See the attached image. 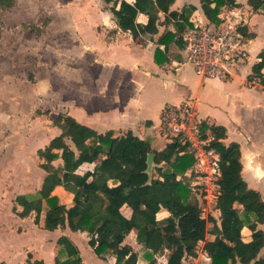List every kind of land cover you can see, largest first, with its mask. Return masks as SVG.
<instances>
[{"label": "trees", "instance_id": "trees-1", "mask_svg": "<svg viewBox=\"0 0 264 264\" xmlns=\"http://www.w3.org/2000/svg\"><path fill=\"white\" fill-rule=\"evenodd\" d=\"M17 1L0 0V8H11ZM104 1L110 5L119 27L130 31L137 40L158 34L163 24H193L191 16L196 10L193 5L181 12L171 10L176 0H136L135 4L126 0ZM200 2L207 19L215 24L219 23L222 7L237 4V0ZM248 2L254 10H264L262 0ZM158 11L166 14L164 20ZM141 13L148 17L146 23L137 20ZM239 32L248 35L245 26ZM177 37L176 32L169 30L159 37L158 44H164L165 50L156 48L157 64L169 60L164 53L173 41L183 44V37ZM259 59L248 78L264 86V50ZM54 122L61 133L38 150L43 159L41 167L46 172L42 185L36 195L20 194L16 198L22 209L15 210L21 218L35 214L34 220L39 224L44 213L47 230L68 226L73 232H84L96 255L104 260L115 258V264L138 263L139 251L125 242L131 232L135 233L148 264H158V256L166 251L171 252L167 264H182L184 257L198 255L201 242L211 264H264V229L259 227L264 224V198L244 179L241 147L237 142H225V126L204 124L200 128L211 132L213 138L206 148L219 156L218 222L215 217L203 216L200 201L190 187L186 173L197 158L191 144L181 136L157 150L150 140L141 139L132 131L121 136H115L112 130L99 133L67 113H59ZM103 152H107V157L93 171L78 173L83 163L97 162ZM149 154H154V171L158 173L152 179L147 172ZM59 159L62 162L55 164ZM58 186L73 194L72 205L67 206L53 194ZM123 205L132 209L130 218L120 211ZM162 207L169 215L158 219ZM209 221L213 224L211 230ZM245 227L251 231L249 241L243 236ZM208 234L214 235V239H207ZM57 242L60 246L57 264H85L79 247L70 237L62 235ZM30 255L28 264H45L43 260L31 261Z\"/></svg>", "mask_w": 264, "mask_h": 264}, {"label": "crops", "instance_id": "crops-1", "mask_svg": "<svg viewBox=\"0 0 264 264\" xmlns=\"http://www.w3.org/2000/svg\"><path fill=\"white\" fill-rule=\"evenodd\" d=\"M126 1L135 4L136 0ZM190 5L196 7L191 16L193 24L182 26L163 24L159 26L158 34L137 40L133 38L130 31L119 27L110 5L104 0L83 1L81 5L83 14L85 13V16L89 13L95 14V20L99 23L82 24V30H80L84 49L91 54V59H87L86 65L88 83L83 87V95L76 97L73 104L67 107L65 112L60 113L73 116L99 133L112 130L115 136H121L132 131L139 138L150 140L153 148L162 150L170 142L163 133L165 109L188 106L189 112L198 123L223 125L227 128L225 142H237L241 147L244 179L250 188L260 191L262 189L259 186H253L246 178V171L256 175L264 172L261 168L264 166V157L259 151L260 147L264 149V86L258 81H250L248 77L252 73L254 64L260 60L259 54L264 50V10H254L248 0H237L235 6L222 7L221 14L234 9L233 11L239 15L237 20L240 27L245 26L248 35L241 34L242 53L232 73L224 78L204 80L195 73L190 63L185 62L184 36L196 25H206L210 21L201 8L200 0H176L171 10L181 12ZM158 14L161 20L165 19L164 12L158 11ZM137 20L146 23L148 17L141 13ZM168 30L176 32L177 38L183 37V44L173 41L168 51L164 53L169 60L160 65L155 61V50L158 46L165 50V45H159L158 39ZM161 57L165 58L164 55ZM186 65L192 68V72H188ZM234 79L240 83L235 84ZM232 83L235 85L234 88H228L224 95L219 96L218 102H215V108L204 111L199 109L200 94L203 90L209 89L214 84L221 86L224 90ZM56 127L59 131L56 135L58 136L61 129L57 125ZM213 156L217 157L216 154ZM106 157L107 152H103L97 162L83 163L78 173L93 171L97 163ZM57 161L62 162L60 159ZM259 182L264 188V181ZM56 190L62 193L61 198L69 199L68 203L60 200L62 203L67 206L72 205V193L65 190L63 186L56 187L54 191ZM120 211L127 218L132 215V209L128 205H123ZM158 213L161 215L160 219L169 215V211L163 207ZM43 219L44 215L37 224L29 217H20L19 221L24 223L27 229L18 234L19 241L22 243L17 245V250L9 246L7 240H2L4 236L0 233V263L28 264V256L31 254L33 256V259L30 258L31 261L43 260L45 264H57L56 259L60 251L57 241L62 235L70 237L79 247L85 264L116 263L115 258L107 260L99 258L89 245L88 237L84 232H73L68 226L50 231L44 228ZM263 226L264 224H261L259 227L263 229ZM31 234L34 237L25 243L24 241ZM130 234L133 235L131 236L133 242H126V239L125 242L139 251L137 263L139 264L142 247L136 241L135 233ZM244 239L249 241L251 234L249 238L244 237ZM22 246L28 248L24 256L13 259L12 255L21 251L19 249H22Z\"/></svg>", "mask_w": 264, "mask_h": 264}, {"label": "rangeland", "instance_id": "rangeland-1", "mask_svg": "<svg viewBox=\"0 0 264 264\" xmlns=\"http://www.w3.org/2000/svg\"><path fill=\"white\" fill-rule=\"evenodd\" d=\"M83 1L18 0L11 8H0V233L4 236L1 239L7 240V244L15 250L22 243L18 234L27 229L19 221L20 216L16 210L22 208L16 198L20 194H37L45 175L41 167L43 159L38 150L46 147L58 134L54 122L56 116L65 112L76 97L83 95V87L88 83L86 65L91 54L84 49L80 30L82 24L99 23L95 20V14H83ZM185 67L188 72H192L189 65ZM233 81L235 84L240 83L236 79ZM234 86L232 83L223 90L214 84L203 90L199 109L204 111L215 108L219 96ZM202 125L195 120L181 136L184 142L191 144L192 151L198 156L195 165L186 175L200 201L203 216L207 219L215 217L220 222V210L217 209L219 170L214 157L206 148L213 137L210 131L200 129ZM163 133L170 142L178 134ZM205 134L208 137L205 138ZM259 151L264 157V149L260 147ZM154 166L152 178L158 177ZM261 168L264 169V166ZM246 178L253 186L262 189L260 192L264 198V188L259 182L264 181V172L256 175L246 171ZM53 194L64 203L69 202L67 197H60L61 192L56 190ZM237 206L242 210L240 205ZM157 216L161 218L159 213ZM29 218L34 222L35 214ZM212 227L209 221L208 228L211 230ZM250 234L248 228L243 230L246 239ZM131 236L126 237V242H133ZM33 237L31 234L24 242ZM214 237L212 234L207 235L209 240ZM203 246L201 242L198 255L184 257L182 264H210ZM27 249L22 246L19 249L21 251L12 255L13 259L24 256ZM170 254V251H166L158 256V264H167ZM140 257L139 264H148L143 250L140 251ZM30 258L33 259V256L30 255Z\"/></svg>", "mask_w": 264, "mask_h": 264}, {"label": "built area", "instance_id": "built-area-1", "mask_svg": "<svg viewBox=\"0 0 264 264\" xmlns=\"http://www.w3.org/2000/svg\"><path fill=\"white\" fill-rule=\"evenodd\" d=\"M233 10L230 9L224 14L220 13L219 23L196 25L184 36L185 62L190 63L195 73L204 80L227 77L238 65L242 53L240 48L242 35L239 32L240 23L237 20L239 15ZM189 111L188 106L165 109L163 130L168 135L178 133L175 136H183L185 130L195 122ZM193 127L196 129V126ZM208 153L212 156L216 154L217 157H213L218 167V154L214 150H209ZM196 158L198 159L197 155Z\"/></svg>", "mask_w": 264, "mask_h": 264}, {"label": "water", "instance_id": "water-1", "mask_svg": "<svg viewBox=\"0 0 264 264\" xmlns=\"http://www.w3.org/2000/svg\"><path fill=\"white\" fill-rule=\"evenodd\" d=\"M153 159H154V154H149L148 156V169L147 172L150 175V179H152V168H153Z\"/></svg>", "mask_w": 264, "mask_h": 264}]
</instances>
